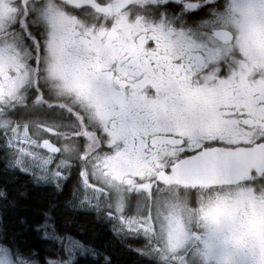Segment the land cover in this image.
Returning a JSON list of instances; mask_svg holds the SVG:
<instances>
[{
	"label": "snow or ice",
	"instance_id": "snow-or-ice-1",
	"mask_svg": "<svg viewBox=\"0 0 264 264\" xmlns=\"http://www.w3.org/2000/svg\"><path fill=\"white\" fill-rule=\"evenodd\" d=\"M0 163V264H264V0H0Z\"/></svg>",
	"mask_w": 264,
	"mask_h": 264
},
{
	"label": "trees",
	"instance_id": "trees-1",
	"mask_svg": "<svg viewBox=\"0 0 264 264\" xmlns=\"http://www.w3.org/2000/svg\"><path fill=\"white\" fill-rule=\"evenodd\" d=\"M2 168L3 164L0 163V183H3L5 179ZM20 186H26L28 196L27 198H18V203L15 207H12L4 200H0V227H6L9 231L21 230L22 226L19 224L21 217H26L31 221L37 216L39 211L46 205L52 193L51 188L34 187L29 182V177L23 174H19L15 184H10L9 188L14 189ZM67 192L68 190L66 189L64 195L59 197L61 204L64 203ZM61 210L67 214L66 209ZM78 223L86 228L87 234L94 237L97 244L105 247L112 254L113 264H146L141 257L138 255H128V250L122 244L114 242L105 230L98 226L97 217L94 214L79 213ZM29 242L36 246H40L41 244V241L34 235H29Z\"/></svg>",
	"mask_w": 264,
	"mask_h": 264
},
{
	"label": "flooded vegetation",
	"instance_id": "flooded-vegetation-1",
	"mask_svg": "<svg viewBox=\"0 0 264 264\" xmlns=\"http://www.w3.org/2000/svg\"><path fill=\"white\" fill-rule=\"evenodd\" d=\"M68 198V192H67V196H66V198H65V200ZM84 213H90V214H94V213H92V212H84ZM95 215V214H94ZM96 216V215H95ZM97 217V216H96ZM97 222H98V226L99 227H102L104 230H105V232L107 233V235L114 241V242H117L118 244L120 243V244H122L123 246H124V248H126L127 250H128V248L125 246V244L124 243H122L121 241H120V239L119 238H117L116 236H114V234L112 233V231H111V225H109V224H107L106 222H102V221H100L98 218H97ZM128 243H132L133 244V247H135L136 245L134 244V242H132V241H128ZM127 254L128 255H136L134 252H131V251H127ZM143 259V258H142ZM143 261L146 263V261L143 259Z\"/></svg>",
	"mask_w": 264,
	"mask_h": 264
}]
</instances>
